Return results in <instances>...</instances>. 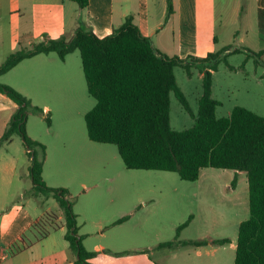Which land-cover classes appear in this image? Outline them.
I'll use <instances>...</instances> for the list:
<instances>
[{
  "label": "rangeland",
  "instance_id": "374dc122",
  "mask_svg": "<svg viewBox=\"0 0 264 264\" xmlns=\"http://www.w3.org/2000/svg\"><path fill=\"white\" fill-rule=\"evenodd\" d=\"M217 5L220 45L231 44L216 69H210L213 97L221 101L217 115L229 116L237 105L264 115V58L248 57L235 37L237 0H217ZM27 22V17H20L19 26ZM10 32V26L4 25L0 64L15 52ZM236 48L241 50L236 52ZM190 67L188 71L177 65L175 74L195 116L172 92L170 118L175 130L191 128L199 114L205 71L195 61ZM0 82L20 88L34 106L44 110L41 114L30 111L27 133L46 146V183L66 188L74 201L79 234L93 253L90 262L235 264V249L230 242L219 241H236L241 221L250 216L247 172L205 167L198 180L190 181L174 171L129 168L116 144L89 137L86 114L97 100L89 92L79 49L66 60L57 52L41 56L0 75ZM26 149L16 133L0 157L23 156L22 160L32 163ZM33 185L31 176H16L11 183L1 180L0 211L23 203L32 216L46 213L44 222L35 225L40 230L46 219L57 217L58 204L55 197L36 191ZM2 240L0 233V248Z\"/></svg>",
  "mask_w": 264,
  "mask_h": 264
},
{
  "label": "trees",
  "instance_id": "16d2710c",
  "mask_svg": "<svg viewBox=\"0 0 264 264\" xmlns=\"http://www.w3.org/2000/svg\"><path fill=\"white\" fill-rule=\"evenodd\" d=\"M73 1L81 8L89 4V0ZM168 2L171 14L173 1ZM77 49L81 52L89 92L97 100L86 114L89 137L96 142L116 144L125 164L133 169L174 171L190 181L198 180L205 167L247 172L250 216L239 226L235 264H264V115L237 105L229 116L219 117L217 108L221 101L213 97L210 69H216L218 59L230 47L204 58L170 56L157 49L129 16L123 26L105 37L98 36L87 25H81L71 39L45 35L32 48L13 52L0 64V75L37 54L57 52L65 59ZM253 55L262 57L263 52L248 51V57ZM192 61L201 64L205 71L199 114L194 126L175 130L170 118L172 92L195 116L175 74L177 65L190 71ZM0 92L18 105L1 142L16 133L22 136L32 158L33 188L59 202L66 217L65 237L70 242L75 264H93L90 262L93 253L84 246L83 236L79 234L69 191L46 183L43 177L46 146L27 133L30 111L41 114L44 110L6 83L0 82ZM48 233L45 231L42 236ZM219 242L231 240L225 238Z\"/></svg>",
  "mask_w": 264,
  "mask_h": 264
},
{
  "label": "crops",
  "instance_id": "0c3cea01",
  "mask_svg": "<svg viewBox=\"0 0 264 264\" xmlns=\"http://www.w3.org/2000/svg\"><path fill=\"white\" fill-rule=\"evenodd\" d=\"M172 1L174 10L169 14L168 0H89L85 8L73 0H0V45L6 24L11 28L16 52L22 47L33 46L45 35L71 39L81 25H87L98 36L105 37L132 16L133 22L144 35L151 38L154 46L170 56L204 58L211 52L231 46L230 43L220 45L217 0ZM233 14L237 24L234 34L244 45L243 50L262 51L264 58V0H237ZM20 17H27L28 22L24 27L19 26ZM48 54L40 53L26 58L10 71ZM27 97L32 101L31 97ZM17 108L15 101L0 92V154L12 139L1 142ZM26 153H29L27 149ZM22 159L23 156L20 159L0 157V183L1 180L11 183L16 176L20 179L31 176L32 163ZM23 168H26L25 172H21ZM57 204L54 211L57 217L54 220L46 219L40 230L35 225L44 222L46 213L32 216L23 203L1 208L0 233L3 240L0 264H75L70 242L65 237L68 231L66 217L58 201ZM50 225H55L57 229L49 228ZM45 227L48 228L43 230ZM45 231L49 233L43 237ZM230 244L236 251L237 240Z\"/></svg>",
  "mask_w": 264,
  "mask_h": 264
}]
</instances>
